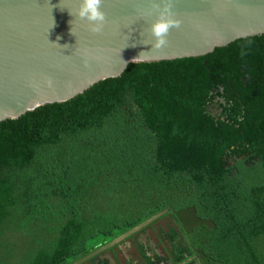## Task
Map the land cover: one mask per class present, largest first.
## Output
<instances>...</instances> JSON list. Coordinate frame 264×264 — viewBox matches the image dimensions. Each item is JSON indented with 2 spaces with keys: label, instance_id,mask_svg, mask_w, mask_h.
Returning a JSON list of instances; mask_svg holds the SVG:
<instances>
[{
  "label": "trees",
  "instance_id": "1",
  "mask_svg": "<svg viewBox=\"0 0 264 264\" xmlns=\"http://www.w3.org/2000/svg\"><path fill=\"white\" fill-rule=\"evenodd\" d=\"M212 84L232 122L205 110ZM164 206L173 263L264 264V32L0 120V264H67Z\"/></svg>",
  "mask_w": 264,
  "mask_h": 264
},
{
  "label": "water",
  "instance_id": "2",
  "mask_svg": "<svg viewBox=\"0 0 264 264\" xmlns=\"http://www.w3.org/2000/svg\"><path fill=\"white\" fill-rule=\"evenodd\" d=\"M152 2L103 0L107 23L93 33L76 15L81 0H0V120L67 100L120 74L129 61L198 56L264 32V0H174L181 26L170 30L166 47L155 49ZM167 210L159 208L67 264L83 263Z\"/></svg>",
  "mask_w": 264,
  "mask_h": 264
},
{
  "label": "flooded vegetation",
  "instance_id": "3",
  "mask_svg": "<svg viewBox=\"0 0 264 264\" xmlns=\"http://www.w3.org/2000/svg\"><path fill=\"white\" fill-rule=\"evenodd\" d=\"M245 79H246V75L243 77V80ZM229 101H231V99L228 98V96H226V91H224L221 86L219 88H216L215 84L211 85L210 100H206V102H204L203 105L205 107V110L209 112L210 118L213 120L214 123H217L219 120H223V119H225V121H228V122L233 121V119L228 118L229 111H230L229 109L231 107ZM240 118H241L240 116L237 117V119H240ZM239 149L241 150V147H237V146L235 147V151ZM231 151L232 149L230 146L228 149H226L225 153H231ZM241 153L242 154L239 156L232 155V156L224 157L225 165L232 166L236 163L237 160H240V158L242 157L244 158L245 153L243 152ZM246 154H249V153L247 152ZM167 224L168 223L165 224V228L163 229H166ZM144 227L130 234L126 238L115 242L113 245H111L104 251L96 254L94 257L89 258L86 261H90L91 264H149V263L151 264H186V262L191 258L190 256H188L185 260L181 261V263H173L171 260H169V256L167 253L168 242L166 238L163 237L160 233L161 231L160 229L162 227L161 228L157 227L156 231H153V234L154 235L156 234L157 237L163 239L164 244H165V246L162 247L163 253L157 251L154 248V246H151V244H147L145 239L138 236L139 234L138 232L141 231ZM112 236H110L109 238H111ZM103 242L104 241H101L98 244H101ZM141 249L144 251V254L148 258H145L144 255H142ZM130 250L134 251L135 253V255L133 254L134 256L130 252H128ZM118 256L120 259L119 263H117V260L115 259V257L118 258ZM83 263H80V264H83Z\"/></svg>",
  "mask_w": 264,
  "mask_h": 264
},
{
  "label": "clouds",
  "instance_id": "4",
  "mask_svg": "<svg viewBox=\"0 0 264 264\" xmlns=\"http://www.w3.org/2000/svg\"><path fill=\"white\" fill-rule=\"evenodd\" d=\"M103 0H81L76 15L86 20L90 31L99 33L107 23L106 14L101 10ZM152 8L157 13V19L150 26V33L155 38L152 48L161 49L167 46V37L172 28H179L182 21L176 18L173 11L174 0H153ZM71 14V13H70ZM143 52L138 56L140 58Z\"/></svg>",
  "mask_w": 264,
  "mask_h": 264
},
{
  "label": "rangeland",
  "instance_id": "5",
  "mask_svg": "<svg viewBox=\"0 0 264 264\" xmlns=\"http://www.w3.org/2000/svg\"><path fill=\"white\" fill-rule=\"evenodd\" d=\"M189 212V213H188ZM180 211L177 212L176 214L178 216H180V219L182 220V222H186V223H193L194 219L191 215L190 211ZM166 223H174V217L173 215L169 212L167 213V211L164 213V215H161L160 217H158L157 219H155L154 221H152L150 224L146 225L141 231H139L138 236H140L141 238L145 239L147 244H151V246H154V248L163 253L162 252V247L165 246L164 241L162 238L157 237V235L153 234V231H156L157 227H162L165 228V224ZM12 239L14 241H16L17 243L22 242L23 240L26 241L27 240V236H22L20 233L16 234L14 233V236H12ZM2 249V250H1ZM151 249V248H150ZM3 250H5L4 248H0V252H2ZM130 252L132 255L134 253V251L130 250L128 251ZM165 252V251H164ZM165 254V253H164ZM133 255V256H134ZM115 259L117 260V263L120 262L119 256L118 258L115 257ZM6 264V263H3ZM83 264H91L90 261H85Z\"/></svg>",
  "mask_w": 264,
  "mask_h": 264
}]
</instances>
